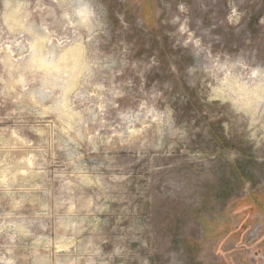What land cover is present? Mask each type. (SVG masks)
<instances>
[{"label": "clouds", "instance_id": "1", "mask_svg": "<svg viewBox=\"0 0 264 264\" xmlns=\"http://www.w3.org/2000/svg\"><path fill=\"white\" fill-rule=\"evenodd\" d=\"M211 5L0 0V264H264V0Z\"/></svg>", "mask_w": 264, "mask_h": 264}, {"label": "rangeland", "instance_id": "2", "mask_svg": "<svg viewBox=\"0 0 264 264\" xmlns=\"http://www.w3.org/2000/svg\"><path fill=\"white\" fill-rule=\"evenodd\" d=\"M209 4L211 5V0H209ZM211 7H219V6L218 5H211ZM220 14L223 15L222 7H221ZM206 23H210V21L206 20ZM253 23H255V19H254Z\"/></svg>", "mask_w": 264, "mask_h": 264}]
</instances>
